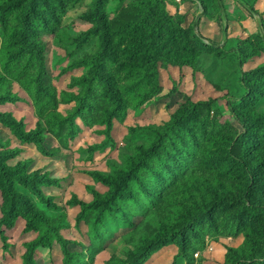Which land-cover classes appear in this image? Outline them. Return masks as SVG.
Listing matches in <instances>:
<instances>
[{
  "label": "rangeland",
  "instance_id": "obj_1",
  "mask_svg": "<svg viewBox=\"0 0 264 264\" xmlns=\"http://www.w3.org/2000/svg\"><path fill=\"white\" fill-rule=\"evenodd\" d=\"M33 1L1 0L0 14L11 18L24 14ZM99 4L96 11V0L34 2L46 16L52 18L53 11L59 18L54 33L45 32L43 37L47 45L45 78L55 87L59 99L52 112L67 117L75 110L77 102L69 103L62 93L82 92L74 80L88 75L91 65L81 62L99 51L104 52L99 72L112 77L124 94L138 76L131 74L143 72L129 65L143 63L148 33L167 59L159 60L155 69L149 70L151 75L142 78L136 88L142 90L147 101L113 119L109 129L105 124L87 125L79 117H74L73 125L67 122L61 129L50 111L40 116L35 98L19 82L10 86L19 101L0 105V111L22 120L28 131L42 122L48 153L41 152L35 143L21 142L1 122L0 152L19 150L8 165L22 164L27 174L48 175L57 181L53 186H42L43 200L14 180L17 190L59 225L72 259L66 258L59 243L32 247L30 243L39 238L40 232L27 231L28 222L22 213L13 219L12 226L1 225L5 200L0 189V264H76V259L83 260L80 264H264V209L251 211L242 203L214 201L211 210L199 200V205L184 212L195 219L193 227L171 235L165 246L137 263L135 255L152 238L164 234L153 209L156 205L143 196L141 207L130 206L129 213H116L103 221V227L91 225L94 210L88 215L85 211V205L93 203L97 193L108 192L97 173L116 174L115 166L125 165L137 145L146 146L151 141L152 132L144 130L146 127L164 126L182 105L200 101H211L200 109L194 124L198 133L203 126L207 128L206 139L194 143L198 154L183 162L186 169L177 168L176 177L182 175L180 181L164 176L163 194L170 190L180 199L189 190L202 199L200 193L208 190L217 177L229 188L217 184L214 193L230 191L239 197L244 188L241 166L232 160L227 166L224 161H215V150L221 148L224 154L232 151L238 143L241 146L240 136L256 129L261 149L251 158L255 161L264 155V125L247 123L246 128L235 120L231 107L251 116L264 113V0H99ZM103 34L108 39L106 50L102 47ZM239 48L245 51L243 65L239 53L233 52ZM185 61L189 64H182ZM246 83L254 97L249 101L244 99L249 94ZM102 90L103 84L96 82V95ZM224 168L230 171L225 173ZM257 198L264 202L263 193L259 192ZM157 210L162 216L166 214V206ZM180 218L175 217L177 227L183 224H179Z\"/></svg>",
  "mask_w": 264,
  "mask_h": 264
},
{
  "label": "trees",
  "instance_id": "obj_2",
  "mask_svg": "<svg viewBox=\"0 0 264 264\" xmlns=\"http://www.w3.org/2000/svg\"><path fill=\"white\" fill-rule=\"evenodd\" d=\"M35 1L27 4L29 11L24 14L12 18L6 14H0V105L19 101L18 95L14 94L10 87L17 81L35 98L40 116L43 117L50 111L51 114L49 115L56 118L61 129L67 122L73 125L74 117H79L87 125L105 124L109 129L113 119L123 117L128 109H135L147 101V96L144 95L142 90L138 91L139 88H136L142 78L151 75V73H148L149 70L151 71L159 60L167 59L165 54L153 45V38L150 33L147 35L146 49L143 52V63L134 62L129 65L132 70L139 69L143 72L131 74L130 77L138 76L134 78V85L130 89H125V94L112 77L99 72L103 67L104 57V52L99 51L96 56L85 58L81 62L83 65H91V71L88 75L74 80L76 85L82 87V92L78 95L67 91L62 93L63 97L69 98L67 99L69 103L77 102L75 110L67 117L59 112H52V110L57 109L59 99L55 87L49 84L45 78L47 45L43 37L45 32L54 33L59 18L50 6H46V8H49L50 12L52 11L53 16L52 18L46 16L34 5ZM59 4L61 7L64 6L62 2ZM99 6V0H96V11H98ZM101 20L102 18L99 17V21ZM194 37L197 36L194 35ZM102 47L104 50L108 48V39L105 34L102 36ZM233 52L239 53L241 65H243L245 63L243 48ZM182 64H189V62L185 61ZM96 82L103 84V90L99 96L95 92ZM245 86L249 94L244 99L247 101L252 100L254 98L251 97L252 90L247 83ZM210 103L211 101H200L184 104L166 125L146 127L144 130L152 132V139L146 146L137 145L134 154L126 157L125 161L127 163L125 165L115 166L117 169L116 174H96L97 179L108 186V192L104 195L97 193L95 201L85 205L87 215L88 211H95V219H89L93 227H103L105 225L103 221L112 218L116 213H129L130 206L141 207L143 196L147 198L148 202L156 205L153 209L158 214L157 219L160 224L164 226V234L160 238H152L146 248L141 249L135 255L134 260L136 263L145 260L151 254L160 250L165 246V241L171 235H180L186 228L193 227L195 219L191 214H185L184 212L191 211L192 205H199V200H202L207 209L211 210L216 205L214 201L231 204L242 203L245 205L246 210L251 211L255 208L264 209L263 199L257 198L259 192L264 195V155L259 160L255 159V161L251 158L253 153L261 149L258 145L257 135H255L256 129L240 136L241 146L238 143L232 151L227 150L224 154L221 148L215 150L217 154L215 161H224L223 163L227 166V163L232 160L241 166L240 176L244 180V188L238 198L230 191H227L226 194L214 193L218 189L217 184H223V186L229 188L224 181L217 177L214 179V184H210L208 190H203V193H200L199 196L202 199L189 190L183 196H179L180 199H177L178 193L176 194V192L170 190L166 195L163 194L164 176L168 174L174 178V181H180L182 175L179 174L176 177L177 168L186 169L183 162L195 158L198 154V151L194 149V143H201L205 138L207 128L203 126L199 134L194 124H196L200 115V109ZM255 104L253 101L252 105ZM231 107L235 120L241 125L244 124L246 128H248L247 123L256 124L258 122L259 125H264V113L251 116V114L237 109L233 105ZM0 122L9 128L12 134L21 142L35 143L41 152L48 153L45 145V128L42 122L38 124L36 129L28 131L22 120H18L11 113L2 111H0ZM72 131H74L73 128ZM239 147L243 148L242 153L238 152ZM19 153V150L0 152V189L5 200L4 217L1 225L12 226L14 224L13 219L22 213L28 222L27 231L40 232L39 238L30 243L32 247H53L55 243H59L63 246L66 258L72 259L67 240L61 235L59 225L57 226L50 217L38 210L28 196L19 192L14 182L16 180L42 198V186H53L57 181L51 179L48 175L27 174L23 171L26 166L22 164L8 165L7 162L16 158ZM212 164L214 165V161ZM228 171H230L228 168H224L225 173ZM257 171H262V173L258 175L256 174ZM193 173L194 171L190 172L191 175ZM42 199L44 200V198ZM173 199L175 200L172 201ZM163 206H166L164 216L157 210V208ZM19 207L22 210H19ZM177 216L181 217L179 224L183 223L178 227L175 224V217ZM112 259L114 258L112 257ZM74 261L76 264L83 262L81 259ZM65 264L72 263L67 261Z\"/></svg>",
  "mask_w": 264,
  "mask_h": 264
}]
</instances>
